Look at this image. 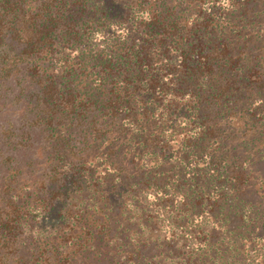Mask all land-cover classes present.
Segmentation results:
<instances>
[{
	"label": "trees",
	"instance_id": "trees-1",
	"mask_svg": "<svg viewBox=\"0 0 264 264\" xmlns=\"http://www.w3.org/2000/svg\"><path fill=\"white\" fill-rule=\"evenodd\" d=\"M0 264H264V0H0Z\"/></svg>",
	"mask_w": 264,
	"mask_h": 264
}]
</instances>
